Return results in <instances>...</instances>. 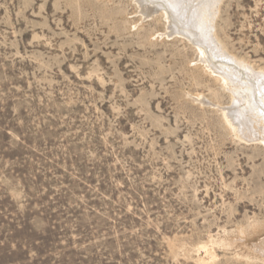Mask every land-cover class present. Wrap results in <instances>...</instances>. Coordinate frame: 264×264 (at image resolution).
<instances>
[{"label": "rangeland", "instance_id": "obj_1", "mask_svg": "<svg viewBox=\"0 0 264 264\" xmlns=\"http://www.w3.org/2000/svg\"><path fill=\"white\" fill-rule=\"evenodd\" d=\"M216 2V39L264 69V0ZM139 4L0 0V264H264V138Z\"/></svg>", "mask_w": 264, "mask_h": 264}, {"label": "bare ground", "instance_id": "obj_2", "mask_svg": "<svg viewBox=\"0 0 264 264\" xmlns=\"http://www.w3.org/2000/svg\"><path fill=\"white\" fill-rule=\"evenodd\" d=\"M138 1L139 5L144 6L143 12L147 16L157 13L159 9L166 11L171 23L169 34L181 32L194 43L200 44L206 63L208 62L212 69L224 79L233 94L232 97L235 98V103L239 105L237 106L238 114L235 111L225 110L227 120L244 138L255 135L264 138V69H255L247 62L230 54L219 39H216L213 27L216 26H214V18L218 10V2H216L218 0ZM205 42L208 43L207 47H204L205 44L202 45ZM208 47L213 55L223 59L214 61L210 54L208 56Z\"/></svg>", "mask_w": 264, "mask_h": 264}]
</instances>
